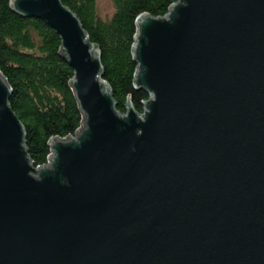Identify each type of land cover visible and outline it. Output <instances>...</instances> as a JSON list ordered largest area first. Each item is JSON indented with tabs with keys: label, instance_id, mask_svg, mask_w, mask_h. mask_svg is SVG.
<instances>
[{
	"label": "water",
	"instance_id": "obj_1",
	"mask_svg": "<svg viewBox=\"0 0 264 264\" xmlns=\"http://www.w3.org/2000/svg\"><path fill=\"white\" fill-rule=\"evenodd\" d=\"M60 36L80 125L35 165L0 71V264H264V0L141 12L138 112L62 0H10Z\"/></svg>",
	"mask_w": 264,
	"mask_h": 264
},
{
	"label": "trees",
	"instance_id": "obj_2",
	"mask_svg": "<svg viewBox=\"0 0 264 264\" xmlns=\"http://www.w3.org/2000/svg\"><path fill=\"white\" fill-rule=\"evenodd\" d=\"M62 1L76 12L97 46L102 78L117 110L125 112L130 100L142 112L149 92L134 86L136 17L141 12L164 15L175 0H111L107 15L100 14L97 0ZM0 71L11 87L9 103L24 125L28 154L35 165L46 163L50 137L73 133L82 120L69 82L73 69L57 31L40 17L16 12L10 0H0Z\"/></svg>",
	"mask_w": 264,
	"mask_h": 264
},
{
	"label": "rangeland",
	"instance_id": "obj_3",
	"mask_svg": "<svg viewBox=\"0 0 264 264\" xmlns=\"http://www.w3.org/2000/svg\"><path fill=\"white\" fill-rule=\"evenodd\" d=\"M97 3H98V10L101 15H107L113 9L111 0H97Z\"/></svg>",
	"mask_w": 264,
	"mask_h": 264
}]
</instances>
